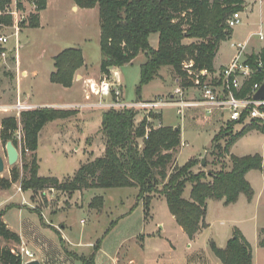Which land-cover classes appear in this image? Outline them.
<instances>
[{
  "label": "rangeland",
  "instance_id": "374dc122",
  "mask_svg": "<svg viewBox=\"0 0 264 264\" xmlns=\"http://www.w3.org/2000/svg\"><path fill=\"white\" fill-rule=\"evenodd\" d=\"M12 1V5L7 6L5 11L1 10L9 11L11 15L3 12L0 18V37L9 38L6 45L0 44V95H5L4 99L10 101L17 87L23 96V102L31 105L84 100L78 90L75 97L71 98L63 92L62 87L51 83L50 74L55 70V56L67 48L79 47L85 56L89 72L97 74L98 81L105 77L100 71L102 55L98 9L94 12L74 13L70 10L72 0H59L42 13L39 28H30L28 23L23 27L21 23L28 21L34 13V4L27 0L24 2L25 10L20 11L16 8V0ZM7 17L12 18V24L3 22ZM254 20H258L255 15ZM245 22L246 18L242 15L241 24L235 30L239 32L245 29ZM195 41L185 40L184 43ZM239 41L237 37H232L222 42L216 59L218 66L232 58L235 49L231 44ZM150 44L155 49L158 47L157 34L151 36ZM145 62L146 55L140 53L131 64L112 69L111 78L115 70L121 75L122 79L118 76L119 85L122 86L121 99L126 103L167 100L170 93L180 85L175 82L177 76L172 69L164 68L157 79L143 87L138 99L136 89L140 83V68ZM16 69L18 72L25 70L28 75L17 77ZM219 73L216 76H207L206 84L218 86ZM181 89L183 96L178 97L186 101L195 102L193 97L201 95L195 88L187 90V93L182 87ZM95 98V102L100 101L99 97ZM104 98L106 101L111 99L110 96ZM91 102L92 100L87 103ZM70 109L84 111L94 108ZM95 109H99L95 114L100 117L102 108ZM0 110L3 111L2 106ZM135 111L138 112L136 124L147 118L155 128L160 125L181 128L183 145L179 148L176 165L183 166L190 159L202 160L206 157V165L199 164L194 167V173L220 171L223 165L225 170H231L229 156L218 158L210 155L212 141L222 129L229 126L225 119L217 120L220 117L218 111L208 114L200 107H195V111L188 107L181 117L176 108L167 107L158 119L151 113ZM7 114L16 115L12 111ZM4 116L7 115L0 113V118ZM59 125H66V122L62 120L48 123L43 128L39 134L36 155L39 176L56 177L63 181L74 177L81 165L102 157L106 142L99 132L98 136L90 138L89 146L85 149L79 147L78 151L79 145L72 144L70 140L71 136L80 134V127L78 126V133L75 131L71 134L65 130V126L60 128ZM242 127L243 124L236 125L234 131L238 132ZM225 141L226 139H222L220 143L224 145ZM2 147L5 152H1L0 158L5 162V171L0 174V178L9 179L14 168L23 177L22 147L18 144L20 157L14 166L8 165L6 146L0 145ZM232 153L239 157L258 153L264 159V134L256 130L250 132L234 145ZM26 155L30 156V153ZM247 178L256 193L254 201L247 202L244 195H241L237 204L230 206L211 201L206 217L209 227L193 240L177 224L163 196L156 195L152 199L150 213L146 216L144 203L137 199L138 188H97L73 195L47 190L34 196L36 200L32 202V191L17 192V186H12L9 190L0 191V211H4L5 222L9 223L13 231L23 238L26 236L25 239L31 246L38 245L41 248V253L37 252L35 257L43 264H79L68 252L88 256L93 251L92 245H96L97 241L101 242V249L96 253V264H221L211 251L210 243L214 241L218 247L225 248L227 241L233 237L235 228L243 231L251 244L253 264H264V247L260 245L263 238L261 231L264 229V172L251 171ZM190 192L189 184L184 192L186 199H189ZM97 196L104 198L101 211L89 206ZM9 197L11 199L8 200ZM16 205H21L22 211L16 209ZM51 223L56 227L55 231L59 233L58 230H61L63 235L53 231ZM48 238L53 242L46 243L45 239ZM61 238L66 242L62 243ZM0 247H9L16 253H20L22 249L18 244L6 243L2 239ZM25 262L26 259L23 264Z\"/></svg>",
  "mask_w": 264,
  "mask_h": 264
},
{
  "label": "trees",
  "instance_id": "16d2710c",
  "mask_svg": "<svg viewBox=\"0 0 264 264\" xmlns=\"http://www.w3.org/2000/svg\"><path fill=\"white\" fill-rule=\"evenodd\" d=\"M16 0V8L24 11V2ZM35 11L28 21L30 28L40 27V13L47 8L49 0H28ZM82 9L98 7L100 19L101 73L111 75L113 68L131 64L140 53L146 55V62L140 68V83L136 89L138 99L142 89L160 76L164 68H171L177 76L180 87H195V78L201 71L215 72L214 60L222 42L229 40L233 29L228 21L234 13L244 11L245 0H73ZM12 0H0V10L12 5ZM3 22L12 24V18ZM158 35V47L150 44L152 35ZM185 40H196L185 44ZM253 74L243 82L239 98L251 94L255 85L264 84V47L260 53L247 55ZM261 64V66L259 65ZM85 60L79 47L63 50L54 57L55 70L50 81L64 88L73 86L77 71L83 68ZM204 81V77H201ZM220 82L219 84H221ZM100 134L105 139L102 157L87 162L78 169L74 177L59 180L56 177L39 176L37 150L39 134L51 122L65 120L78 114L75 109L34 108L16 116L4 117L1 121L0 138L3 145L12 142L18 149L17 131L24 136L23 177L14 168L11 177L0 178V190H9L19 183L23 192L32 191V199L47 190H57L68 195L89 189L138 188L137 199L145 206V215L150 213L152 199L161 195L166 199L168 209L177 224L190 240L209 227L206 222L207 202L223 201L225 206L237 204L241 195L249 203L255 197V190L247 179L251 171L264 172V159L260 154L236 156L234 145L252 131L264 134V127L254 121L243 125L238 132L234 126L244 124L228 122L212 141L210 155L229 156L231 170L199 171L194 167L202 160L190 159L185 165L175 164L182 144L181 128L172 126L153 127L147 118L136 124L138 112L134 109H101ZM155 119L161 114L151 113ZM226 139L224 145L220 143ZM26 150L30 156L26 155ZM191 185L189 199L184 197L187 185ZM35 196V197H34ZM90 208L101 211L104 198L95 197ZM39 212V211H38ZM40 213V212H39ZM260 245L264 247V229ZM0 239L6 243L21 244L20 236L10 230L0 211ZM62 243L64 241L60 239ZM101 249L97 241L88 256L68 254L80 264H96V253ZM210 249L221 264H253V249L242 231L235 228L233 237L225 248L212 241ZM0 264H23L22 257L9 247H0Z\"/></svg>",
  "mask_w": 264,
  "mask_h": 264
},
{
  "label": "built area",
  "instance_id": "2783aa9c",
  "mask_svg": "<svg viewBox=\"0 0 264 264\" xmlns=\"http://www.w3.org/2000/svg\"><path fill=\"white\" fill-rule=\"evenodd\" d=\"M6 10V9H5ZM4 10V11H5ZM0 10V18L3 16V12ZM5 15L11 12H4ZM241 24V12L234 13L228 21V26L231 29H235ZM261 42H264V33L258 35ZM9 42V38L0 37V44L6 45ZM246 44H233V47L237 50V56L233 63L219 73L218 79L221 84L218 86H210L206 84V77L210 74L207 71H201L200 75L195 78V89L201 93L198 99L194 101H186L178 96H183L181 88L175 90L167 100L155 99L152 101H137L126 103L121 99L122 89L118 74L113 72L112 78L105 76L102 80L90 87V94L87 95L86 101L90 102L92 96L99 97L100 101L85 103V105H74L71 108H102V109H124L130 108L134 110H141L146 113L162 114L163 109L172 107L177 109V113L184 116V110L187 107H200L205 109L208 114L218 111L221 113L223 119L227 122H240L243 117L244 124H248L254 121L257 125L264 127V100H255L254 95L257 93L261 86L255 85L250 95L244 98L235 96V91H240L243 82L249 79L252 74V68L246 64ZM261 66V64H259ZM201 77H204V81ZM216 78V77H215ZM105 96H110L111 99L106 101ZM29 110V107L16 103L13 106L4 107L3 111H12L16 113L17 118H20V114L23 111ZM17 139L19 145L22 147L24 144V136L21 128L17 131ZM26 153H29L26 150ZM16 255H20L25 260V257L29 260L34 258V255L22 248L20 253L13 252Z\"/></svg>",
  "mask_w": 264,
  "mask_h": 264
},
{
  "label": "crops",
  "instance_id": "0c3cea01",
  "mask_svg": "<svg viewBox=\"0 0 264 264\" xmlns=\"http://www.w3.org/2000/svg\"><path fill=\"white\" fill-rule=\"evenodd\" d=\"M55 2H59V0H49L48 1V4H47L46 10L50 6H52L53 3L55 4ZM71 2L72 3L70 4L71 5L70 6V10L72 12H74V13L85 12V11L86 12H94L96 9H98V7L93 8V9H82V8L78 7L73 0ZM46 10H44V11H42L40 13V26H41V22H42V13H44ZM98 14H99V11H98ZM242 15H244L245 18H246L245 29H242L239 32L234 29L231 38L232 37H237L240 40L239 42H236V44L240 43V44H246L247 45L246 46L247 47V49H246V54L247 55L248 54H252V53L258 54V53H260V51L264 47V42H261L260 39H259V37H258L259 33H264V0H245L244 11L241 12V16ZM254 15L257 16V19H258L257 21L254 20ZM233 44L234 43L231 44L232 48H234L233 47ZM219 50H220V48H219ZM247 50H248V52H247ZM218 53H219V51H218ZM218 53H217V55L215 57V60H214L215 72L214 73H210L211 76H216L217 73H219V72L223 71L225 68L229 67L233 63V61L235 60V58L237 56V50L235 49V54L232 56V58H230L227 61H224L223 63H221L218 66L216 64V59H217ZM247 55H246V57H247ZM84 60H85V65H84L83 68H81V69H79L77 71V74H76V77H75L73 86L71 88H64V87L60 86V87H62L64 89L63 92L69 94L71 96V98H74L75 97V93L79 91L82 94L84 100H79V101L70 100V102H65V103H60V104H57V103H46V104H40V105H31V104H27L26 102H23V96L21 95V93H19L18 88L16 87L15 88V94H13V97H12V99L10 101H7V100L4 99L6 97L5 95H3V94L0 95V106H2L3 108L4 107H9V106H13V105H15L16 103L19 102L22 105H25V106L29 107V109L44 108V107H47V108H56V109H70L74 105H83L86 102L87 95L90 94V87L98 82V75L97 74L94 75V74H91L89 72L88 67H87V63H86L85 56H84ZM113 72H116L118 74L119 78H121V75H120V73L117 70H115ZM16 73H17V77L18 76H21V75L23 77H26L28 75V72L25 71V70L18 72V70L16 69ZM50 76H51V74H50ZM175 82L178 85L180 84L178 78L175 80ZM56 86H59V85H56ZM177 88H181L180 85ZM192 88H195V87H192ZM192 88H190V89H192ZM121 89H122V86H121ZM184 90H185V93H187V90H189V89H184ZM174 91L172 93H170V94L173 95ZM188 93H189V91H188ZM195 95H196V93H195ZM92 98H93L92 99V102H95L94 101V99H96L95 96H92ZM193 98H195V99L197 98L198 99L199 97H193ZM191 108H192V110L195 111V107H191ZM186 109H188V107L185 108V110ZM97 110H99V109H89V110H84V111L78 110V114L75 115V116H73L72 119L63 120V121L66 122V125H59L60 128L63 127V126H65V130H67V132H69L71 134H73V132H75V131H76V133H78V131H77L78 126L80 127V129H79L80 134H78V135L76 134L75 137L71 136V140H70V142L72 144L75 143L74 145H76V144L79 145L78 148H77L78 151H79V147H82V149H85V147L89 146V143L88 142H89V140H90L91 137L93 138V137H95V135L98 136V133H99L100 128H101V123H102V112H101L100 117H98L95 114ZM0 113H3V114H6L7 115V116H4V117L16 116V115L7 114V112L1 111V110H0ZM219 116L221 118L218 117L217 120L223 118L222 115H221V113H220ZM3 118H0V130H1V121H2ZM57 121H62V120H57ZM57 121H54V122H57ZM160 126H162V125H160ZM0 145L3 146L2 142H1V138H0ZM182 145H183V142H182L181 146ZM1 152L2 153L5 152V148L4 147L0 148V154H1ZM17 184H14L13 187L17 186L16 187L17 188L16 191L17 192L18 191L19 192H23L20 189V186H18ZM0 191H5V190H0ZM32 196H33V194H32ZM32 196H31V199H32ZM9 199H11V197H9L8 200ZM240 200H241V196L239 198V201ZM211 201L212 200H209L207 202V206L208 207H209ZM253 201H254V199H253ZM5 202L6 201H4V203ZM32 202H33V200H32ZM213 202H216V204H221L222 206H225L223 201H213ZM15 208L16 209H19L20 211H22L21 210L22 209V206L21 205H19V206L16 205ZM207 214H208V210H207ZM4 221H5V219H4ZM5 223L7 224L8 228L13 231V229L10 228L9 223H7V222H5ZM50 226L53 227L54 228L53 231H55V228L56 227L52 223L50 224ZM45 228H47L49 230L51 229L48 226H45ZM62 229H65V228L62 227ZM58 231L60 233V236L63 235V231H61V230H58ZM13 232H15V231H13ZM15 233H17V232H15ZM59 233H57V234H59ZM242 233H243V231H242ZM19 236L21 238V244L19 246L21 248H24V249L30 251L34 255V258L32 260H37V259L39 260L38 257L37 258L35 257V254H37V252L41 253V251H42L41 248L38 245L31 246V244H29V242L25 239L26 236L24 238L21 235H19ZM244 236H245V234H244ZM45 241H46V243L53 242L49 238L48 239H45ZM63 241H65V240H63ZM226 245H227V243H226ZM92 247H93V245H92ZM12 252H15V251L12 250ZM76 254L79 255V256H83L84 255V254H78V253H76ZM25 259H26V261H31V260L27 259L26 257H25ZM39 262H40V264H43L41 262V260H39Z\"/></svg>",
  "mask_w": 264,
  "mask_h": 264
},
{
  "label": "water",
  "instance_id": "95a60500",
  "mask_svg": "<svg viewBox=\"0 0 264 264\" xmlns=\"http://www.w3.org/2000/svg\"><path fill=\"white\" fill-rule=\"evenodd\" d=\"M255 100H264V84L261 85L257 93L254 95ZM178 129V128H176ZM7 162L9 166H14L19 161V150L10 141L6 144ZM202 166L206 165V157L202 159ZM5 171V162L0 158V174ZM24 264H40L38 260L27 261Z\"/></svg>",
  "mask_w": 264,
  "mask_h": 264
}]
</instances>
